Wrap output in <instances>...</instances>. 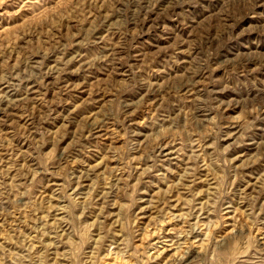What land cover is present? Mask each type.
<instances>
[{"label": "rangeland", "instance_id": "obj_1", "mask_svg": "<svg viewBox=\"0 0 264 264\" xmlns=\"http://www.w3.org/2000/svg\"><path fill=\"white\" fill-rule=\"evenodd\" d=\"M164 1L0 0V264H264V0Z\"/></svg>", "mask_w": 264, "mask_h": 264}, {"label": "bare ground", "instance_id": "obj_2", "mask_svg": "<svg viewBox=\"0 0 264 264\" xmlns=\"http://www.w3.org/2000/svg\"><path fill=\"white\" fill-rule=\"evenodd\" d=\"M165 1H166V0H165ZM165 1H164V2H165ZM136 2H137V1H136ZM138 2H139V1H138ZM162 2H163V1H162ZM165 3H168V2H165ZM155 4L157 5V2H156ZM144 5H145V3H144ZM160 5H161V4H160ZM135 6H136V5H135ZM137 6H138V5H137ZM145 6H146V5H145ZM143 7H144V6H143ZM153 7H154V6H153ZM141 9H142V8H141ZM132 12H133V11H132ZM135 12H136V11H135ZM139 12H140V11H139ZM148 12H149V11H148ZM138 16H139V15H138ZM138 16H137V17H138ZM148 16H149V15H148ZM146 17H147V16H146ZM135 19H136V18H135ZM137 19H138V18H137ZM144 19H145V18H144ZM145 20H146V19H145ZM136 22H137V21H136ZM134 25H135V24H134ZM132 26H133V25H132ZM134 27H135V26H134ZM115 53H116V52H115ZM110 55H112V53H111ZM113 55H115V54L113 53ZM106 56H107V55H106ZM103 58H104V57H103ZM109 58H110V57H109ZM100 60H101V59H100ZM105 60H107V59H105ZM50 68H51V67H50ZM47 70H49V69L47 68ZM43 71H44V70H43ZM200 71H201V70H200ZM46 72H47V71H46ZM42 74H43V73H42ZM202 74H203V73H202ZM45 76H47V73H45ZM191 86H193V85H191ZM183 87H184V86H183ZM194 88H195V87H194ZM180 89H181V88H180ZM182 89H183V88H182ZM185 89H186V88H185ZM186 90H187V89H186ZM186 90H185V91H186ZM187 92H188V90H187ZM189 92H190V91H189ZM193 92H194V91H193ZM260 113H261V112H260ZM258 114H259V113H258ZM258 116H259V115H258ZM263 117H264V116H263ZM227 127H228V126H227ZM96 130H97V129H96ZM98 130H99V129H98ZM98 130H97V131H98ZM100 130H102V129H100ZM93 134H94V132H93ZM255 135H256V134H255ZM251 136L253 137V135H251ZM91 137H92V136H91ZM91 137H90V138H91ZM255 137H256V136H255ZM226 138L228 139V137H226ZM249 139H250V138H249ZM244 140H245V139H244ZM246 140H247V139H246ZM224 141H225V140H224ZM161 142H162V141H161ZM251 144H252V143H251ZM254 144H255V143H254ZM160 146H161V144H160ZM166 146H167V145H166ZM241 146H242V145H241ZM249 146H250V145H249ZM169 147H170V146H169ZM244 148H245V147H244ZM152 149H153V148H152ZM155 149H156V146H155ZM155 149H154V150H155ZM161 149H162V148H160V150H161ZM164 149H165V148H164ZM156 150H157V149H156ZM160 150H159V151H160ZM165 150H166V149H165ZM171 151H172V150H171ZM152 152H153V151H152ZM174 152H176V151H174ZM174 152H173V153H174ZM154 153H155V152H154ZM163 153H164V151H163ZM158 154H159V153H158ZM166 154H167V153H166ZM169 154H171V152H170V153L168 152V155H169ZM156 155H157V154H156ZM163 155H164V154H163ZM176 155H177V154H176ZM171 156L173 157V155H171ZM167 157H168V156H167ZM169 157H170V155H169ZM160 158H161V157H160ZM167 160H168V159H167ZM262 167H263V166H262ZM254 170L256 171L255 168H254ZM199 171H200V170H199ZM250 171H251V170H250ZM200 172H202V171H200ZM192 175H193V173H192ZM198 176H199V175H198ZM193 177H194V176H193ZM201 177H202V176H201ZM203 177H204V176H203ZM195 178H196V177H195ZM196 180H197V179H196ZM83 183H84V182H83ZM78 186H79V185H78ZM82 186H84V185H82ZM77 188H78V187H77ZM79 188H80V187H79ZM82 188H83V187H82ZM77 190H78V189H77ZM80 191H81V190H79V193H80ZM74 192H75V191H74ZM196 205H197V204H196ZM173 209H174V208H173ZM196 209H197V208H196ZM202 210H203V209H202ZM201 213H202V211H201ZM228 213H229V212H228ZM142 214H143V213H142ZM224 214H225V213H224ZM159 240H160V239H159ZM161 241H162V240H161ZM164 241H165V240H164ZM157 242H158V241H157ZM163 244H164V243H163ZM159 245H160V244H159ZM152 248H153V247H152ZM160 249H161V248H160ZM154 250H155V249H154ZM163 252H164V251H163ZM150 255H151V254H150Z\"/></svg>", "mask_w": 264, "mask_h": 264}]
</instances>
